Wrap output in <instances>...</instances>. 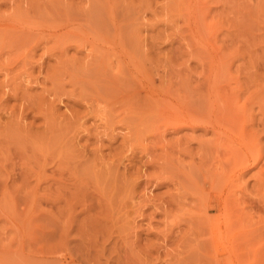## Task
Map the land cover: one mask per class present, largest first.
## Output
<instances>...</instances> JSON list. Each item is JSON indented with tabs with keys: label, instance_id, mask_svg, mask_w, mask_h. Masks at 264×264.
<instances>
[{
	"label": "rangeland",
	"instance_id": "374dc122",
	"mask_svg": "<svg viewBox=\"0 0 264 264\" xmlns=\"http://www.w3.org/2000/svg\"><path fill=\"white\" fill-rule=\"evenodd\" d=\"M221 100L264 155V0H0V264H264V162L202 234Z\"/></svg>",
	"mask_w": 264,
	"mask_h": 264
},
{
	"label": "bare ground",
	"instance_id": "6f19581e",
	"mask_svg": "<svg viewBox=\"0 0 264 264\" xmlns=\"http://www.w3.org/2000/svg\"><path fill=\"white\" fill-rule=\"evenodd\" d=\"M237 91H238V89H237ZM209 94H211V93L209 92ZM215 99H216V96H215ZM221 101H223V100H221ZM225 102L226 101H223L221 103L222 106H220L219 108L218 107L217 108L206 107L207 109L204 112H201V111L198 112V113L197 112H193V113L190 112V118H189L190 120H188V122L190 124V128L191 129L192 128H198V129L200 128L205 133L211 132L213 134V136L215 135L217 137V140L215 139L217 142L222 137L224 138L222 140H225L224 142L226 143V145H223V146L221 145L220 146V148L222 149V152L221 153L219 152L217 160H216V158H214L216 161L213 159L214 163L215 162L217 163L216 168L220 170V171L218 170L219 174L212 175V176H209V177L206 174L204 177L206 178V176H207L208 178L204 181V185H203L204 187L201 188L199 186V188H201L200 189L201 190L200 191V193H201L200 196H202V200H203V202L201 200V203L204 204V206L202 204L203 208L201 207V204H200V207L203 210L198 206V204L195 205V206H198L199 211L201 213L203 212L202 213L203 214V216H202L203 217L202 218L203 227H201V228H203L204 230L202 229V234H205V233L207 234L208 241H210V243H212V245H213V250L212 251H214L216 254L217 253H219V254L227 253V254H230V255L234 256L237 253L240 254L239 253L240 249H238L239 246L237 247V246L234 245V242H235L234 239H236L237 237L236 238L233 237V234H232V231L234 232L233 229L236 227V225L240 221V213H239V209H238V202L239 201L234 199L235 198L234 192H232L230 190V188L233 187V184H232V183H234L233 179H240V177H241L243 172H246L248 170L254 169L258 165L262 164V162H264V155H262V150L258 147V145H259L258 144V139H257L258 136H256L255 133L251 132L249 130L248 126H247L248 129L246 127V124H247L246 121L247 120L242 118V119H239L238 121H236V120L233 121L234 118L238 117L237 116L238 113L236 115H234L235 117H233L232 114H235V113H233V110L232 111L230 110L232 104L231 103H227V102L225 103ZM234 103H235V101H234ZM221 104L219 103V105H221ZM203 106H202V108H203ZM207 106H208V104H207ZM229 112H232V114H230ZM229 115H231V117L228 118ZM231 118H233V119L231 120ZM249 121H250V119H249ZM181 122L184 124V122H187V121H183L182 120ZM225 122L230 123V126H231L230 129L227 130L228 134H226V132H223L222 131L223 128H221V127L224 126V125L222 126V123L225 124ZM177 124H181V123L178 122ZM175 126H173L172 128H174ZM261 130L264 131V129H261ZM224 131H226V129ZM252 131H253V129H252ZM203 148H205V147H203ZM207 148H208V146H207ZM210 148H212V147H210ZM212 150L213 149H211V151ZM207 151H210V150H207ZM205 158H206V156H205ZM202 159H203V157H202ZM202 164H203V162H202ZM191 165L192 164H190V166ZM202 167H203V165H202ZM198 168L201 169V167H198ZM214 170H215V168H214ZM262 170H264V165H262V169L259 171L261 176H264V172H262ZM209 171H208V173H209ZM191 172H192V170H191ZM199 172L201 173L200 170H199ZM203 175H204V173H203ZM205 178H203V179H205ZM235 182H236V180H235ZM259 183H260V181H259ZM262 183H264V181H262ZM205 185H207L208 188H205ZM197 189H198V186H197ZM191 193H190V195H191ZM198 194H199V192H198ZM211 209H214V211L217 213L213 217H210L208 215L209 212L211 211ZM170 213H172V212H170ZM188 215H190V213ZM191 216H193V215H191ZM191 216H189V217H191ZM195 216L196 215H194L193 217H195ZM193 219H195V218H193ZM193 221L195 222V220H193ZM178 225H180V224H178ZM194 231H195V229H194ZM203 231H205V232H203Z\"/></svg>",
	"mask_w": 264,
	"mask_h": 264
}]
</instances>
